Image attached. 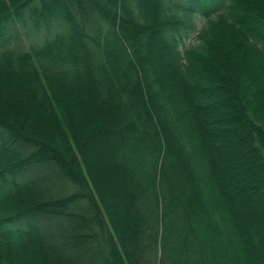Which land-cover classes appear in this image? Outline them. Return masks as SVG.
I'll use <instances>...</instances> for the list:
<instances>
[{
  "label": "trees",
  "instance_id": "16d2710c",
  "mask_svg": "<svg viewBox=\"0 0 264 264\" xmlns=\"http://www.w3.org/2000/svg\"><path fill=\"white\" fill-rule=\"evenodd\" d=\"M0 264H264V0H0Z\"/></svg>",
  "mask_w": 264,
  "mask_h": 264
},
{
  "label": "rangeland",
  "instance_id": "374dc122",
  "mask_svg": "<svg viewBox=\"0 0 264 264\" xmlns=\"http://www.w3.org/2000/svg\"><path fill=\"white\" fill-rule=\"evenodd\" d=\"M202 25V23H200V26ZM195 40V39H194ZM194 40H190L189 41V43H193L194 42ZM23 43H25V44H27L28 43V41L27 40H25V42H23Z\"/></svg>",
  "mask_w": 264,
  "mask_h": 264
}]
</instances>
